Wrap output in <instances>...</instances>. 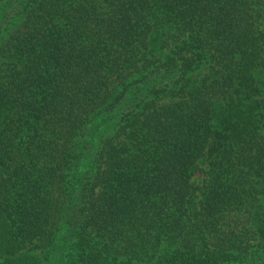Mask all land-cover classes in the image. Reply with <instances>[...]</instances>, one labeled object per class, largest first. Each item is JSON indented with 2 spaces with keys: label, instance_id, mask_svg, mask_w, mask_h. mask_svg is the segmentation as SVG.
<instances>
[{
  "label": "trees",
  "instance_id": "obj_1",
  "mask_svg": "<svg viewBox=\"0 0 264 264\" xmlns=\"http://www.w3.org/2000/svg\"><path fill=\"white\" fill-rule=\"evenodd\" d=\"M0 264H264V0H0Z\"/></svg>",
  "mask_w": 264,
  "mask_h": 264
}]
</instances>
